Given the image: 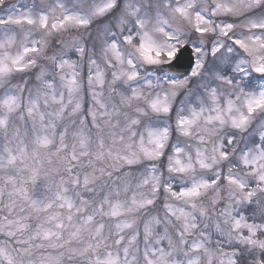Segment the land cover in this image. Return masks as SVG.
Masks as SVG:
<instances>
[{
    "label": "snow or ice",
    "instance_id": "obj_1",
    "mask_svg": "<svg viewBox=\"0 0 264 264\" xmlns=\"http://www.w3.org/2000/svg\"><path fill=\"white\" fill-rule=\"evenodd\" d=\"M0 264H264V0H0Z\"/></svg>",
    "mask_w": 264,
    "mask_h": 264
}]
</instances>
